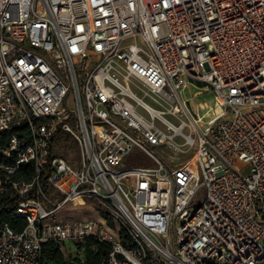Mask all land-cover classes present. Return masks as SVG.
<instances>
[{
    "label": "built area",
    "instance_id": "1",
    "mask_svg": "<svg viewBox=\"0 0 264 264\" xmlns=\"http://www.w3.org/2000/svg\"><path fill=\"white\" fill-rule=\"evenodd\" d=\"M1 133L0 264H264V0H0Z\"/></svg>",
    "mask_w": 264,
    "mask_h": 264
},
{
    "label": "rangeland",
    "instance_id": "2",
    "mask_svg": "<svg viewBox=\"0 0 264 264\" xmlns=\"http://www.w3.org/2000/svg\"><path fill=\"white\" fill-rule=\"evenodd\" d=\"M199 85H197L196 83H192L187 85V87L184 89V91L182 92V99H189L191 100L192 106L195 107V103H201V102H206L208 104V107H213L214 104V99H213V94L209 91H207L206 93H204L203 95H199L194 97L193 93L199 90ZM64 105H66L67 107H72V97L69 95L67 99H65L64 101ZM178 143H181L182 140L180 138L177 139ZM188 146H184L182 148L183 149H187ZM194 151H195V147H191L188 150H186L184 153L177 151V153H175V150H170L171 155L174 156V159H168L165 156H163V159H165L168 164L170 165H175L179 166V164H182L186 161H188L189 159H191L194 156ZM55 154L56 155H61V152L57 151L55 149ZM177 157V158H176ZM237 164H242L240 162H237ZM249 167L247 166L246 169H244V172L247 173L248 172ZM46 193L48 194V190H46ZM204 196V188H201L198 193H197V198L199 200H201ZM67 215L70 216H77V217H94L95 214L93 213V211L91 209H89L86 206H77V207H72L71 204L67 205L64 209L58 211V213L55 215V218H63ZM178 222L177 219H175L174 221V226L175 224ZM170 238H172V232L170 230ZM60 251L64 256H72V259H76L77 257L84 259L86 252L84 251L83 253L80 252L78 249L75 248V245H73L70 242H66V244L64 246H60Z\"/></svg>",
    "mask_w": 264,
    "mask_h": 264
},
{
    "label": "trees",
    "instance_id": "3",
    "mask_svg": "<svg viewBox=\"0 0 264 264\" xmlns=\"http://www.w3.org/2000/svg\"><path fill=\"white\" fill-rule=\"evenodd\" d=\"M7 143V136L4 133L0 134V149L5 147ZM28 164L21 165V174L25 175V170ZM43 187L45 184L43 182ZM16 198L0 196V221L8 224L15 230H21L25 225V220L22 217L14 214ZM97 243V251H87L83 264H99V260L107 252V248L100 242ZM72 258L70 256H64L56 244L45 243L42 245V261L43 264H71Z\"/></svg>",
    "mask_w": 264,
    "mask_h": 264
}]
</instances>
